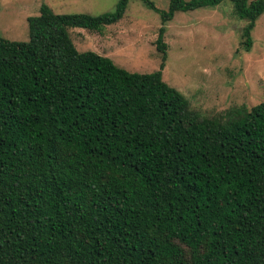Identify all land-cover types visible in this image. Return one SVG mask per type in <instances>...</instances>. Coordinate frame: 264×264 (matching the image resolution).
Masks as SVG:
<instances>
[{"label":"trees","instance_id":"1","mask_svg":"<svg viewBox=\"0 0 264 264\" xmlns=\"http://www.w3.org/2000/svg\"><path fill=\"white\" fill-rule=\"evenodd\" d=\"M221 1L157 9L150 72L69 36L128 0L100 15L43 3L27 40L0 37V264H264V102L207 117L162 78L166 22ZM230 2L248 50L264 0Z\"/></svg>","mask_w":264,"mask_h":264},{"label":"rangeland","instance_id":"2","mask_svg":"<svg viewBox=\"0 0 264 264\" xmlns=\"http://www.w3.org/2000/svg\"><path fill=\"white\" fill-rule=\"evenodd\" d=\"M128 0L123 16L101 30L70 27L69 36L79 51L107 56L129 71L158 69L160 54L155 40L161 26L157 11L170 0ZM187 1V0H186ZM118 0H0V37L28 39L27 17L37 15L41 4L55 13L113 12ZM230 0L216 6L178 11L166 22L167 59L162 78L188 100L189 108L214 117L234 107L251 108L264 102V12L251 31L252 44L243 46L242 29Z\"/></svg>","mask_w":264,"mask_h":264}]
</instances>
